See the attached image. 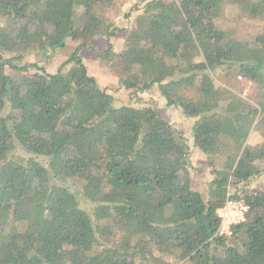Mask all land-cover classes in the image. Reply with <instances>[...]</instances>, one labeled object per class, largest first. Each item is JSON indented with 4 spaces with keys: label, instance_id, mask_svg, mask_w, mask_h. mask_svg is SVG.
<instances>
[{
    "label": "trees",
    "instance_id": "trees-1",
    "mask_svg": "<svg viewBox=\"0 0 264 264\" xmlns=\"http://www.w3.org/2000/svg\"><path fill=\"white\" fill-rule=\"evenodd\" d=\"M114 1L0 0V264H264V192L236 190L264 174V110L234 91L238 78L264 91V34L240 40L215 22L225 1L256 18L264 0H152L119 53L96 55L124 90L156 85L195 119L205 197L181 132L151 107L112 109L79 56L87 44L54 74L21 64L32 49L114 37ZM227 194L248 210L217 236Z\"/></svg>",
    "mask_w": 264,
    "mask_h": 264
},
{
    "label": "rangeland",
    "instance_id": "rangeland-1",
    "mask_svg": "<svg viewBox=\"0 0 264 264\" xmlns=\"http://www.w3.org/2000/svg\"><path fill=\"white\" fill-rule=\"evenodd\" d=\"M149 1L152 0H115L110 9L113 14L111 19L116 28L115 36L112 38H89L81 36L77 41L70 42L66 48L56 50L53 53L48 51L43 54L32 49L25 54L21 64H35L43 68L47 73L54 74L78 45L87 44L88 49H80L79 56L82 58L88 74L96 80L99 88L106 90L107 94L111 95L113 99L111 105L112 109H118L122 106L134 108L151 107L162 120L168 122L176 130L181 132L189 155L190 166L187 169L188 175L194 189L200 191L205 197L208 192L206 183L208 181L210 183L211 179L207 177L208 179L205 178L207 180L204 182L202 180V178L205 177L204 174L208 173V170L205 166L206 161L205 164H203V161L200 159V151L193 144L191 129L195 119L185 117L181 113V110L176 107L167 106L165 100L159 94L156 85L144 92L124 90L118 85L116 72L102 68L103 62L100 63L96 56L97 54H104L108 46L112 47V52L115 54L122 50L126 37L133 27H135V22L143 11V6ZM220 8L219 15L215 20L216 26L220 30L230 32L240 40H247L264 34V13L259 17L249 18L239 7L227 1L223 2ZM0 26H2L1 21ZM10 72L11 71L8 69L5 70L6 74ZM29 72L33 73L34 71L30 70ZM214 81L217 88H225L219 78L216 77ZM234 91L240 95L241 98L250 102L254 107L262 111L264 110V91H261L256 86L242 79L236 80V88H234ZM14 156L21 158L28 157L23 151H16ZM200 167L202 173L198 170ZM196 174H199V177H197ZM201 182L202 184H200ZM237 187L238 189L236 188V190L248 194L262 193L264 192V174L261 177L253 178L246 184L238 185ZM93 207V205L83 200V209L86 210L87 213H91V208ZM30 217L34 219L35 214L32 213Z\"/></svg>",
    "mask_w": 264,
    "mask_h": 264
},
{
    "label": "built area",
    "instance_id": "built-area-1",
    "mask_svg": "<svg viewBox=\"0 0 264 264\" xmlns=\"http://www.w3.org/2000/svg\"><path fill=\"white\" fill-rule=\"evenodd\" d=\"M247 210L248 207L242 199H233L230 194H227L223 206L217 211L220 225L216 235L226 237L231 236L232 228L245 221Z\"/></svg>",
    "mask_w": 264,
    "mask_h": 264
},
{
    "label": "crops",
    "instance_id": "crops-1",
    "mask_svg": "<svg viewBox=\"0 0 264 264\" xmlns=\"http://www.w3.org/2000/svg\"><path fill=\"white\" fill-rule=\"evenodd\" d=\"M240 80V79H239ZM260 141H261V138L257 135V134H255V132H251L250 134H249V136H248V138H247V140H246V145H248L249 147H254L255 145H257L258 143H260ZM200 159H201V161H203V164H205V156L200 152ZM205 166H206V164H205ZM192 168V167H191ZM206 169L208 170V173H205L204 174V178H202V180H203V182L205 181V180H207L208 178L207 177H209V179H211L212 180V176H211V174H210V169L206 166ZM198 170H200V172L202 173V170H201V167H200V169H198ZM197 175V177H199L198 175L199 174H196ZM203 175V174H202ZM205 178H207V179H205ZM210 180V181H211ZM208 183H209V181L206 183V187H207V189H208ZM200 184H202V182L200 183ZM204 184V183H203ZM193 185V184H192ZM197 188V187H196ZM206 189V190H207ZM200 192V191H199ZM201 193V192H200Z\"/></svg>",
    "mask_w": 264,
    "mask_h": 264
}]
</instances>
